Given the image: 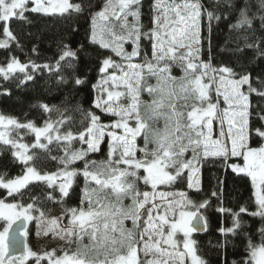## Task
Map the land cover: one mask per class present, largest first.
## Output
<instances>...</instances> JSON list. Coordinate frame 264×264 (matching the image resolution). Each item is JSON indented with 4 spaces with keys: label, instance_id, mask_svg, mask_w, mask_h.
Listing matches in <instances>:
<instances>
[{
    "label": "snow or ice",
    "instance_id": "obj_1",
    "mask_svg": "<svg viewBox=\"0 0 264 264\" xmlns=\"http://www.w3.org/2000/svg\"><path fill=\"white\" fill-rule=\"evenodd\" d=\"M142 7L143 0H0V49L10 52L0 77L17 87L34 83L45 72L55 75L58 85L80 86L84 80L76 70L81 54L88 53L84 44L73 48L59 40L54 62L49 58L41 64L28 57L22 63L11 55L13 44L24 51L11 22L31 24V14L71 20L87 10L88 43L107 53L99 60L93 107L115 118L104 124L89 111L77 127L68 109L39 101L32 107L48 114L42 126L0 114V145L10 148L14 161L22 165L14 178L7 172L0 175V264H207L192 234L203 230L193 221L205 220L198 210L207 208L210 200L197 204L185 191L172 189L186 176L188 189L202 191L198 165L209 158L250 178L253 189L254 210L246 205L217 208L231 216V227L218 231L244 241L241 259L232 264H264V143L250 146L253 134L264 141V129L250 127V97L264 99V78L257 76L254 84L239 60L237 71L213 64L211 56L202 59L204 20L209 36L213 21L227 20L229 31L236 34L234 53L252 52L249 63L264 59V0H210L209 5L203 0H153L150 26L142 23ZM31 52L39 55L38 46ZM53 111L60 113L59 119H51ZM257 118L264 122V113ZM28 135L34 136L31 144L24 142ZM76 141L87 147L76 148ZM105 142L106 158L88 159ZM54 150L63 154L53 155ZM232 158L243 163L227 164ZM49 160L57 164L55 172L38 169L37 164ZM78 161L82 167L75 166ZM80 176L85 183L79 203L68 207L66 198ZM48 202L62 206L61 216H45L41 206ZM244 216L259 220L256 240ZM17 221L22 226L15 231L25 237L18 257L8 251L9 231ZM32 221L37 236L51 235L63 246L33 252L26 242ZM12 243H19L15 236ZM227 244L225 240L219 246Z\"/></svg>",
    "mask_w": 264,
    "mask_h": 264
},
{
    "label": "trees",
    "instance_id": "obj_2",
    "mask_svg": "<svg viewBox=\"0 0 264 264\" xmlns=\"http://www.w3.org/2000/svg\"><path fill=\"white\" fill-rule=\"evenodd\" d=\"M73 2H79V0H73ZM152 2L153 0H143L141 20L146 26H150V5ZM203 3L209 5L210 0H203ZM253 3L255 4V0H253ZM30 19L32 20L31 24H21L16 20L11 22V30L19 37L20 43L24 46V51H19L16 49L15 44L11 45V55H14L22 63L26 62L28 57H31L37 63L43 64L49 62V58H52V62H54L55 57L58 55L57 42L59 40H63L73 48H76L79 44H84L85 51L88 55L81 54L79 66L76 70L77 75L84 80V83L80 86H75L74 82L58 85L56 83L57 77L55 75L49 77V74L45 72L43 75H37L34 83L29 82L27 85L17 87L15 81L6 82L0 77V93L5 89L11 92L10 95L0 94V114L16 117L21 121L27 119L28 121H34L38 126H42L44 120L48 118V114L44 113L38 107H32V105L39 101L53 108L68 109L67 116L74 118L77 127L84 120L83 113L89 111L96 112L100 115L102 123H110L112 121L111 118L104 116L99 109L93 107L96 99V91H94L93 85L100 78L98 73L99 60L107 53L106 50L99 49L98 46H91L88 43L87 33L89 30V20L87 10L83 16L71 20L58 16L45 17L40 14H31ZM256 24L259 27V21ZM74 26L78 28V31H72ZM202 36L204 37L202 42L203 60L207 61L211 56L213 64H224L240 71L241 69L238 65L239 60L251 72L254 84L257 76L264 78V59L249 63L253 57L252 52L247 51L241 55L234 53V49L237 47L235 43L236 34L229 31L227 20H222L219 23L213 21L210 36L207 21H202ZM0 38H2V27H0ZM33 45L38 46L39 55L31 52ZM126 46L130 47V44H126ZM145 47L150 52V45L145 43ZM9 58V50L0 49V66L6 65ZM175 74L180 75L181 73L177 69ZM250 103V111L252 113L250 127L252 129H264V122H261L257 118L258 113H264V99L252 94ZM59 118L60 113L56 111L51 113L52 120ZM72 130L74 132L76 131L75 128ZM25 139L30 143L34 141V136L28 135ZM262 143L264 141H261L258 136L253 134V137L250 139V146L259 147ZM139 145L143 146L142 139L139 140ZM75 147L86 148V144H81L79 141H76ZM0 149H3L2 154H0V175L7 172L9 176L14 178L20 172L22 165L14 161L10 148L0 145ZM107 151V143H102L101 151L89 154L88 159H105ZM62 154V152L53 151V155ZM241 161L238 159H230L226 163H240ZM75 166L82 167L83 165L82 162L78 161ZM37 167L41 171L47 170L49 172H55L58 166L54 161L49 160L46 163L37 164ZM198 168V177L202 191L189 190L187 188L186 176L184 181L175 184L172 190L185 191L189 198L197 204L206 197L210 200L207 208L198 210L199 214L205 217V220H203L204 225L206 224L204 232L199 234L194 232L192 234L193 239L197 242L196 249L198 255L207 264H224L226 252L227 264H232L233 260L239 261L241 259L244 241L239 236L233 237L231 234L224 236L218 231L221 227L225 229L231 227V216L227 213L221 214L217 211V208L223 207L225 209L238 210L241 205H246L249 210H254L255 206L252 202L253 191L250 178L234 173L230 167L224 166L220 159L215 158H209L203 161L198 165ZM77 179L78 183L73 184L70 195L66 198V205L68 207L75 206L79 203L85 182L82 176ZM140 186L142 189L145 188L143 184ZM30 187L35 192L40 191L35 185H30ZM147 190L150 191V189ZM213 190L217 192V196L211 195ZM41 207L46 217L56 208L62 210V206L58 203L48 202ZM190 210L197 211L196 208H191ZM244 219L251 223L253 239L256 240L255 230L259 227V220L248 216H244ZM0 225H2V221H0ZM225 240L228 241L226 248L219 246ZM28 264H32V261H28Z\"/></svg>",
    "mask_w": 264,
    "mask_h": 264
},
{
    "label": "rangeland",
    "instance_id": "obj_3",
    "mask_svg": "<svg viewBox=\"0 0 264 264\" xmlns=\"http://www.w3.org/2000/svg\"><path fill=\"white\" fill-rule=\"evenodd\" d=\"M125 47L128 51H131V45H130V47H127L125 45ZM97 95H98V93L96 91V98H97ZM103 115L108 117V118H111L112 121L115 119L113 117L105 115L104 113H103ZM104 124H109V123H104ZM24 142L28 143L26 141V139H24ZM32 142H34V141H32ZM32 142H30L29 144H31ZM86 147H87V145H86ZM232 159H236V158H232ZM242 163H243V161H241L239 164H242ZM230 169H231V167H230ZM198 175H199V173H198ZM240 175H242V174H240ZM252 191H253V189H252ZM61 214H62V210L60 208H56L48 217L49 218H55V217L61 216ZM65 223H66V221H65ZM3 224H4V222L2 221V225ZM28 230H29V236L27 237V240H28L27 243L33 252L40 253L42 251H47V250H56V249H59L60 247L63 246L61 241H59L58 239H54L51 235H49V236H44V235L37 236V234H36L37 230H36V223L35 222H29ZM0 231H2V227H1ZM192 239H193V237H192ZM141 258H143L142 254H141ZM32 264H34L33 261H32ZM42 264H47V261H43Z\"/></svg>",
    "mask_w": 264,
    "mask_h": 264
},
{
    "label": "water",
    "instance_id": "obj_4",
    "mask_svg": "<svg viewBox=\"0 0 264 264\" xmlns=\"http://www.w3.org/2000/svg\"><path fill=\"white\" fill-rule=\"evenodd\" d=\"M194 224H198L203 230L200 232H195L197 234L203 233L205 230V225L203 221L200 220H194ZM22 226V221H17L15 224H13L12 229L9 231V256H21L24 252V243H25V237L20 236L18 232L15 230L18 227ZM15 236L16 240L19 241L17 244L12 243V237ZM27 242V241H26Z\"/></svg>",
    "mask_w": 264,
    "mask_h": 264
}]
</instances>
